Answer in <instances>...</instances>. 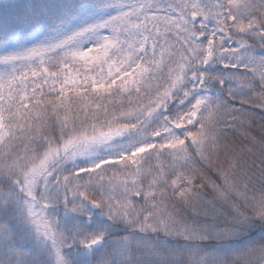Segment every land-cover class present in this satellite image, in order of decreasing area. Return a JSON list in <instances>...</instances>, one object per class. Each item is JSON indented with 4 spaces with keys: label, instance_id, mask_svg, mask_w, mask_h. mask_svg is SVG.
<instances>
[{
    "label": "snow or ice",
    "instance_id": "snow-or-ice-1",
    "mask_svg": "<svg viewBox=\"0 0 264 264\" xmlns=\"http://www.w3.org/2000/svg\"><path fill=\"white\" fill-rule=\"evenodd\" d=\"M0 264H264V0H2Z\"/></svg>",
    "mask_w": 264,
    "mask_h": 264
},
{
    "label": "trees",
    "instance_id": "trees-1",
    "mask_svg": "<svg viewBox=\"0 0 264 264\" xmlns=\"http://www.w3.org/2000/svg\"><path fill=\"white\" fill-rule=\"evenodd\" d=\"M0 2H2V0H0Z\"/></svg>",
    "mask_w": 264,
    "mask_h": 264
}]
</instances>
